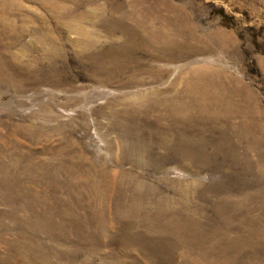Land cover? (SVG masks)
I'll list each match as a JSON object with an SVG mask.
<instances>
[{
  "label": "rangeland",
  "instance_id": "rangeland-1",
  "mask_svg": "<svg viewBox=\"0 0 264 264\" xmlns=\"http://www.w3.org/2000/svg\"><path fill=\"white\" fill-rule=\"evenodd\" d=\"M0 264H264V0H0Z\"/></svg>",
  "mask_w": 264,
  "mask_h": 264
}]
</instances>
